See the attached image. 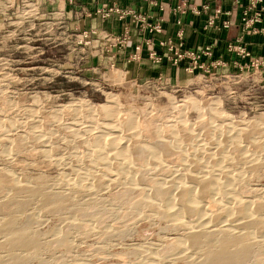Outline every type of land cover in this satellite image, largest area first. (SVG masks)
Wrapping results in <instances>:
<instances>
[{
    "label": "rangeland",
    "instance_id": "374dc122",
    "mask_svg": "<svg viewBox=\"0 0 264 264\" xmlns=\"http://www.w3.org/2000/svg\"><path fill=\"white\" fill-rule=\"evenodd\" d=\"M81 33L58 8L40 16L32 1L0 0V260L15 256L21 264L204 262L203 246H173L179 240L188 244L187 227L203 222V216L183 211L176 191L169 196V212H176L184 226L144 202L154 203L153 184L169 180L183 165L175 158L193 157L192 145L197 142L189 143L187 129L194 128L197 139H208L199 111L214 110L227 116L224 123L229 127L247 129L235 146L216 150L215 158L220 159L216 165L208 156H198L203 161L198 168L216 170L212 174L227 184L226 192L211 196L194 190L193 194L214 210L216 228L227 225L233 232L254 236L240 264H264V230L258 221L264 220V210H254L255 204L264 202V78L254 70L224 76L205 71L198 79L195 75L186 85L175 86L161 79L128 80L119 77L116 68L93 77L86 50L92 41ZM110 100L119 107L115 123L123 130L119 136L126 139L129 160L137 166L128 187L125 181H100L102 170L92 155L99 144L96 136L106 133L100 124L109 122L101 106L107 108ZM208 117L211 122L215 116ZM174 138L176 150L162 152L158 166L145 162L140 167L133 157L140 146L160 153L164 150L157 149V141ZM6 174L21 190L16 191L3 177ZM233 195L236 202L230 200ZM226 199L231 206L224 203ZM247 200L253 202L249 219L226 212ZM206 223L204 228L211 225ZM6 224L19 228L16 231L26 227L28 242L8 245Z\"/></svg>",
    "mask_w": 264,
    "mask_h": 264
},
{
    "label": "crops",
    "instance_id": "0c3cea01",
    "mask_svg": "<svg viewBox=\"0 0 264 264\" xmlns=\"http://www.w3.org/2000/svg\"><path fill=\"white\" fill-rule=\"evenodd\" d=\"M28 1L37 4L40 16L58 8L63 19L77 32L91 33V46L86 50L88 70L93 77L96 72L105 75V70L116 68L115 73L128 80L161 79L159 82L176 86L186 85L192 77L204 73L202 69L190 71L192 63L188 58L172 63L166 46L161 45L170 41L180 42L181 52L199 55L198 63L211 74L251 72L250 62L258 60L262 62L258 72L261 79L264 78V13L258 23L247 27L243 19L252 18L256 11L248 0ZM183 3L186 4L184 8ZM259 8L264 10V0ZM138 18L145 22H139ZM225 21L229 22L226 29L222 27ZM146 24L158 25L160 32L151 31ZM179 31L182 32L181 40L177 36ZM106 34L120 39L121 43L115 46L101 39ZM229 46L243 48L248 56L229 51ZM205 51L209 54L205 55ZM150 52L156 53L161 60H151ZM134 54L138 59L132 60Z\"/></svg>",
    "mask_w": 264,
    "mask_h": 264
},
{
    "label": "bare ground",
    "instance_id": "6f19581e",
    "mask_svg": "<svg viewBox=\"0 0 264 264\" xmlns=\"http://www.w3.org/2000/svg\"><path fill=\"white\" fill-rule=\"evenodd\" d=\"M107 106H108L107 108H104V106H101L103 112H105V115H107V117H109V119H107L109 122L100 124V125H102L101 129L105 130L106 133H105V136H96L97 140H99L98 141L99 144L98 143L96 144L97 148H95L93 150V153H92L93 157L95 158L94 163H96V165L101 167L100 171L102 170V173H100V179H99L100 181H101V179L105 180L106 178L109 179V180L106 179L108 181H113L115 179V181L117 180L116 182H119V183H122L121 181H125L123 184L125 187H128L131 184L133 185L132 179H135V178H133L132 174L136 172L137 166L134 165L135 162H132L129 160L130 154L127 153L128 152L127 145L125 144L126 139L123 140L124 138L121 139L119 136L120 134H122L120 132L123 130L119 129L120 126L115 123L116 122L115 115H116V118H117V115H120V114H117L119 107L116 104H114V102H112V100L108 101ZM213 111L214 110H212V112H210V111L208 112L207 110H205V111L200 110L199 111L200 119L204 118V120H205V121L201 120L202 121L201 124H202V126H204V127H202V129L204 131L209 132V133L207 132L208 139L201 140L200 137H199V139H197L198 134L194 132V128H193V130L187 129L186 134L185 133L184 134L188 138L189 143L193 142V144H194V142H197L196 145H192L194 147L193 148V150H194L193 157H191L189 159V157L186 158V157L182 156L179 160L177 158H175L174 159L175 161H179L183 165H181V166L179 165L180 167H176L174 169V176H172V178H169V180H167V181L165 180L160 184L156 182L153 184V186L151 185L153 190H154L153 192L156 196L155 202L153 203V202H150L151 200L150 201L148 200L149 202L144 200V201H146L144 203L148 207H152V208L157 209V211L162 209L160 211L161 215L163 214L165 217H167L170 222H174V224H176L178 226L179 225L184 226L183 224H185V223H183V224L180 223L179 216L176 215V212H174V214L173 213L171 214L169 212L171 209L170 207H168L171 204V202L169 201V196L172 195L171 191L172 192L176 191L177 194L176 193L175 194L179 195V198H181V200L183 202V205H182L183 211L189 210V212H193L194 214H197V215L201 214L204 219H203V222H200L199 224H195L193 226L187 227V230L189 233L187 234V238L186 237H184V238L188 241V244L186 241L182 240L181 242H179L180 241L179 240L176 243H174L173 246L176 248H181L182 246H184V244H186V245L190 244L192 246H199L201 248L203 246L201 251L203 254L204 262H202L201 264H240L247 257V255L250 251L249 247H251L249 245V243L251 244V242L253 241V240H251V238L254 236L251 237V234H249V232L246 233V231H245V233L244 232L241 233L242 231L238 233L237 230H236L237 233L233 232L234 231V230L232 231L233 228L230 229L226 224H225L226 226H222V227L220 226V227L216 228L218 224L213 223V222H216V220L212 222V220L215 219L213 217V214H212V212L214 210L211 212L207 206L205 207L204 204H201L199 201H197L196 198L194 197L195 195L193 194L194 190H199L202 193H204V194L207 193L211 196H213L214 194L215 195H222V193H221L222 191H223V194H224V192H226V191H224V189H226L228 187L227 184L226 185L220 184L217 180V177H215V175L212 174L216 170L209 169L210 171H204L202 169L203 171H201L200 168H202L203 166L200 168H198V167H199V164L201 162H203L202 161L203 155L205 157L208 156L207 158H208L209 162L211 161L210 163L215 164V165L217 163H219L218 162L219 158L218 159L215 158L216 150H218V149L223 150L225 146L226 147L231 146V148L233 147L232 145L235 146L234 143L239 141V136H241L247 129L246 127H240V128L237 127V129H236V127H229L230 123H227V124L224 123L225 121L229 120L227 118V116L217 114L215 111L214 112ZM208 116H215V117H212L213 118L212 121L209 122V119H211V118H209ZM131 118H132V116H131ZM214 118H215V120H214ZM217 118H219V119H217ZM128 121L131 122V120H128ZM218 124H219V126H218ZM129 125H130V123H129ZM129 125H126V127L128 126V128H130ZM253 127H255V126H253ZM203 130H202V132H203ZM196 132H198V131H196ZM247 132H248V130H247ZM115 134H117V136ZM213 134H214V136H212ZM176 135H178V134H176ZM202 136H203V134H202ZM212 137H214V138H212ZM176 138H174L173 140L172 139L171 140L170 139L169 140L164 139L163 141H160V140L157 141L158 143L156 144V147L157 146H160V148L163 147L162 150H164L161 152L159 151L160 153H158V151H155L157 153H154L153 150H151V148H149V147L140 146V147H138V151H137L136 155L133 157H135V159L139 163L140 167H142V164L144 165L145 162H149V164H151V165L160 164L161 163L160 154L162 152L171 153L172 149L174 150V148H176V146H175L176 144H174ZM222 140L225 141L224 144L222 143L223 142ZM201 142H203V143H201ZM156 147H154V148H156ZM157 149L159 150L158 147H157ZM218 153H220V152H218ZM172 154H174V153H172ZM176 155H179V153H177ZM199 155H201L202 158L198 157ZM131 159H132V157H131ZM135 159L133 158L132 160L134 161ZM210 163H209V166H210ZM139 166H138V169L140 168ZM191 167H194V169H195L193 173L188 172L189 168H191ZM212 167H213V165H212ZM162 168H163V166H162ZM171 169H172V167H171ZM97 171H99V170H97ZM181 172H183V174ZM179 173H181V174H179ZM215 174H216V172H215ZM171 175H173V174H171ZM3 177L7 178L10 181L9 183L12 184L13 187L18 188L16 191H18L19 189L21 190V188L18 187V183H16L14 180H12V178L9 175L6 174ZM72 182H74V181H72ZM224 183H226V182H224ZM65 185H66V183H65ZM163 186L165 188H163ZM133 187L131 186V188H133ZM228 193L231 194L230 192H228ZM215 198H217V196ZM230 198H228V199L236 202V198L234 197V195L230 196ZM228 199H226V201L224 203H226V204L229 203L227 201ZM168 202L170 204H168ZM218 203H220V201ZM230 203L228 204L229 206H231ZM60 205H61V203H60ZM250 206H252V208H253V202H251L249 200L242 201L240 203V206L234 210H232V208H230V207L226 208V212H229V214L230 213L233 214L234 213L233 211H236L237 215H239V217H240V220H246V219H249L253 215V214L250 215L251 214L250 210L252 209V208L250 209ZM254 208H255L254 210H257V209L264 210V202L260 203V204H255ZM179 212H181V211H179ZM206 221H208V223H210L211 225L204 228V225H205L204 223H206ZM217 221H218V219H217ZM258 221L262 225L263 229L261 228L260 225H258L259 223L257 224L258 227L260 226V228L262 230H264V220L258 219ZM253 222H254V220H253ZM240 223H236V224H240ZM255 225H256V223H255ZM4 228H7L6 232L8 234L5 233V235H7V237H8L7 240L10 242L8 245L12 244L15 247L16 246H23L24 244H26L28 242L27 235L24 233V231H25L24 229L26 227L25 228L23 227L24 229H22V230L16 231L17 228H12L11 225L6 224L4 226ZM236 228H240V226L239 227L236 226ZM185 229H186V227H185ZM257 229H259V228H257ZM240 230L241 229H239L238 231H240ZM256 231H255V233H256ZM259 231H260V229L258 230V232ZM252 234H253V232H252ZM224 235H226V236H224ZM18 258H16L15 256L14 257L8 256V258H6L5 260H3V261L0 260V264H21L22 262L20 263ZM19 259H21V258H19Z\"/></svg>",
    "mask_w": 264,
    "mask_h": 264
},
{
    "label": "built area",
    "instance_id": "2783aa9c",
    "mask_svg": "<svg viewBox=\"0 0 264 264\" xmlns=\"http://www.w3.org/2000/svg\"><path fill=\"white\" fill-rule=\"evenodd\" d=\"M248 1H249V4H250V7L252 9H256V11H255L254 16L252 18H244L243 19L244 20V23H245V25L247 27L253 25L254 23H258L260 21V19H261L262 14L264 13L263 8H259L258 9V5H260L263 0H248ZM184 7H186V4L185 3L182 4V8H184ZM183 12H185V11L183 10ZM138 21L141 22V23H144L145 22V20L143 18H138ZM209 23L211 25L213 24L212 21H210ZM146 27L147 28H150V30L153 31V32H156V33H159L160 32L158 25H154V26L151 27L150 24H146ZM222 27L224 29L228 28L229 27V22H227V21L223 22L222 23ZM90 34L91 33L82 32L81 33V36L83 38H87V37H90ZM177 36L181 40L182 39V32L179 31L178 34H177ZM101 39H103L105 41H109V42H111L115 46L117 44L121 43L120 39L115 38L114 36H109L107 34L106 35H102L101 36ZM161 45L162 46H166L168 52L171 55V56L168 57V59L172 63L175 64V63H177L179 60H181L183 58H188L191 61V63H192L191 66H190V68H189L190 71H193L195 69H202L205 72V68L198 63V60H199L200 56L197 55L194 52H181L180 48H181V45L182 44L180 42H178L177 44H173L170 41H168V42L161 43ZM136 49L138 50L139 48L137 47ZM228 50L229 51L235 50L237 53H239L241 55L248 56V54L244 52L243 48H241L239 46L238 47L229 46L228 47ZM204 54L205 55H208L209 53H208V51H205ZM149 58L151 60L156 61V62H158L159 60H161L160 57H158L157 54L154 53V52H150L149 53ZM136 59H138V55L137 54L132 55V60H136ZM249 65L254 70L255 73H258V69L262 65V62H259L258 60H252ZM200 76H202V74L197 75L196 78L198 79Z\"/></svg>",
    "mask_w": 264,
    "mask_h": 264
}]
</instances>
